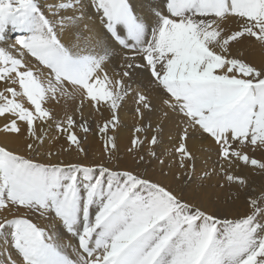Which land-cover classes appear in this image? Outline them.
Returning <instances> with one entry per match:
<instances>
[{
	"label": "snow or ice",
	"instance_id": "1",
	"mask_svg": "<svg viewBox=\"0 0 264 264\" xmlns=\"http://www.w3.org/2000/svg\"><path fill=\"white\" fill-rule=\"evenodd\" d=\"M0 264H264V0H0Z\"/></svg>",
	"mask_w": 264,
	"mask_h": 264
}]
</instances>
